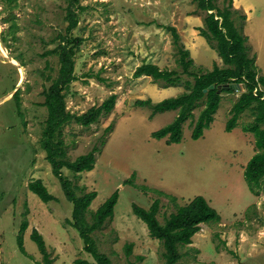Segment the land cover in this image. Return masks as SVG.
Wrapping results in <instances>:
<instances>
[{"label": "rangeland", "instance_id": "374dc122", "mask_svg": "<svg viewBox=\"0 0 264 264\" xmlns=\"http://www.w3.org/2000/svg\"><path fill=\"white\" fill-rule=\"evenodd\" d=\"M225 3L217 1L219 7ZM66 4L67 0L10 4L0 0V264L44 262L31 239L34 228L44 239L51 264H77V259L97 264L68 223L73 204L52 174L40 141L47 116L43 91L59 67L56 55L43 54L56 46L57 34L65 32ZM81 4L85 9L71 35L83 40L75 55L76 79L66 92V108L81 114L111 94L116 100L112 110L90 126L75 122L64 126L69 159L93 147L99 150L92 170L74 177L62 168V174L79 187L77 193L96 191L88 221L91 211L118 192L112 219L92 233L98 250L111 264H164L162 244L133 214L132 204L148 208L158 198L157 218L163 223L178 206L201 195L221 219L202 223L192 243L179 246L182 257L175 264H264V189L252 193L243 176L255 152L253 134L242 131L253 120L251 111L243 112L231 131L225 130L231 106L242 91L222 93L213 122L194 140L191 131L202 104L197 106L183 124L179 143L167 144L166 138L151 135L170 123L176 110L150 118V108L135 105L139 99L155 103L185 90L183 83L166 86L150 76L133 75L144 62L182 74L177 47L165 26L177 29L194 60V70L211 69L214 63L223 66L198 32L205 12L191 0H81ZM233 8L237 10L234 23L243 27L249 54L255 56L259 75L264 76V0H233ZM131 175L132 182H126ZM34 179L42 180L55 199L45 203L31 192L28 183ZM23 221L27 228L20 232ZM128 243L132 248L126 255Z\"/></svg>", "mask_w": 264, "mask_h": 264}, {"label": "trees", "instance_id": "16d2710c", "mask_svg": "<svg viewBox=\"0 0 264 264\" xmlns=\"http://www.w3.org/2000/svg\"><path fill=\"white\" fill-rule=\"evenodd\" d=\"M5 1L10 4L15 0ZM191 1L196 4L197 9L205 12L204 26L199 27L198 32L215 49L223 66L214 63L211 69L204 70L197 67L194 70V60L180 42L177 29L173 26H165L177 47L178 58L176 60L182 74L175 69H161L153 63L144 62L137 66L133 75L134 77L150 76L153 81L161 82L166 86L183 83L185 90L176 96L164 98L155 103L151 99H139L135 101V105L150 108V118L157 113L176 110L177 114L170 123L151 133L152 137L156 139L166 138V143L170 144L181 141L183 124L187 119L193 117V110L202 104L191 131V138L196 140L213 122L222 93L235 91L233 88H224V85L244 84L245 90L240 93L231 106L225 130L231 131L238 125L240 115L246 110L251 111L253 120L245 124L242 131L253 134L255 152L245 164L243 176L250 191L258 195L264 189V76L259 75L255 56L249 54L248 37L244 34L243 27H237L234 23L233 16L237 10L233 8V0H226L223 7L217 5L218 0ZM84 9L85 6L81 4V0H67L64 13L65 32L57 34L56 46L43 54L56 55L59 67L51 84L43 91L42 105L47 110V116L40 141L46 152L45 158L51 166L52 174L58 179L67 200L73 204L71 220L68 223L78 232L83 242V249L92 255L97 264H111L110 258L98 250L92 233L101 229L107 221L112 219L118 192L114 191L95 211H91L90 221H88L87 213H89L92 200L96 197V191L77 193L80 190L79 187L73 183L72 179L62 174V168L71 171L74 177L83 171L92 170L95 154L99 150L93 147L90 151L80 154L72 160L69 159L63 140L64 126L73 122L84 127L90 126L103 113L110 112L116 100L115 94H111L100 105L92 106L81 114L70 112L66 108V92L71 82L76 79L74 74L75 55L83 40L81 37L71 34L77 27L79 13ZM241 17L245 19V16ZM12 27H16V24L13 23ZM183 75L189 78L183 80ZM100 80L103 81L101 78ZM211 85L213 88H209ZM205 89L207 90L204 92ZM106 129L110 131V126ZM133 176L131 175L126 182L131 183ZM28 188L45 203L55 199L40 179L30 181ZM142 188L147 189L146 186ZM155 191L175 200L174 196L160 190ZM131 208L133 214L145 223L149 235L162 244L164 264H175L182 257L179 246L192 243V237L200 230L202 223L219 222L221 219L216 209L201 195L193 197L183 206H178L164 219L163 223L157 218L160 208L158 198L148 208L137 204H132ZM26 228L27 222L23 221L20 232ZM31 239L36 242L42 254L44 262L40 264L53 263L42 235L35 228L31 231ZM17 241L20 251L25 254L22 237L18 236ZM131 248L132 243L125 245L126 255L130 254ZM76 263L89 264V262L80 259H77Z\"/></svg>", "mask_w": 264, "mask_h": 264}, {"label": "water", "instance_id": "95a60500", "mask_svg": "<svg viewBox=\"0 0 264 264\" xmlns=\"http://www.w3.org/2000/svg\"><path fill=\"white\" fill-rule=\"evenodd\" d=\"M209 88H213V85L209 86ZM224 88H233L235 90H240V91H244L245 90V87H244V84L240 83V84H226L224 85ZM207 89L204 90V92L206 91Z\"/></svg>", "mask_w": 264, "mask_h": 264}]
</instances>
